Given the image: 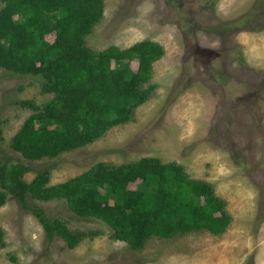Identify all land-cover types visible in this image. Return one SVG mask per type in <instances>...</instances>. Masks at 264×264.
Here are the masks:
<instances>
[{
	"label": "rangeland",
	"instance_id": "374dc122",
	"mask_svg": "<svg viewBox=\"0 0 264 264\" xmlns=\"http://www.w3.org/2000/svg\"><path fill=\"white\" fill-rule=\"evenodd\" d=\"M103 1L104 14L85 36L87 46L101 51L150 40L164 48L143 86L156 84L149 100L132 121L90 144L27 160L10 147L33 112L17 101L42 105L53 94L43 90L41 76L1 69V164L29 165L22 176L27 182L48 171L49 184H57L99 161H177L191 178L214 185L233 223L220 235L196 230L152 237L137 251L115 240L108 224L76 215L65 200L28 193L29 204L80 237L70 248L61 237L50 242L39 219L8 193L0 207V264H264V0Z\"/></svg>",
	"mask_w": 264,
	"mask_h": 264
},
{
	"label": "trees",
	"instance_id": "16d2710c",
	"mask_svg": "<svg viewBox=\"0 0 264 264\" xmlns=\"http://www.w3.org/2000/svg\"><path fill=\"white\" fill-rule=\"evenodd\" d=\"M104 7L103 0H2L0 70L41 76L43 90L53 94L42 105L17 101L33 110L10 144L25 159L55 158L94 142L110 128L132 121L156 88L143 86L165 53L159 43L147 40L101 51L85 44ZM30 170L24 163L9 167L0 162V207L12 193L39 219L50 242L61 237L70 248L80 237L60 218L29 204L28 193L42 201L65 200L76 215L108 224L115 240L137 251L152 237L196 230L220 235L233 223L214 185L191 178L177 161L157 156L119 165L99 161L57 184H49L48 171L27 182L22 176ZM4 243L0 226V248Z\"/></svg>",
	"mask_w": 264,
	"mask_h": 264
}]
</instances>
